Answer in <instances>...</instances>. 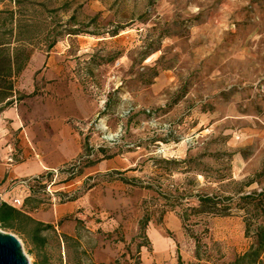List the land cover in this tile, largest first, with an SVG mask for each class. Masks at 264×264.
Wrapping results in <instances>:
<instances>
[{
  "label": "rangeland",
  "instance_id": "rangeland-1",
  "mask_svg": "<svg viewBox=\"0 0 264 264\" xmlns=\"http://www.w3.org/2000/svg\"><path fill=\"white\" fill-rule=\"evenodd\" d=\"M0 19L5 40L29 31L0 110V204L44 226L0 229L30 264H234L255 245L264 0H0ZM69 112L88 113L65 120L82 139L78 176L65 180L75 161L20 174L42 160L37 128ZM102 159L119 168L85 176ZM110 191L124 205L105 212Z\"/></svg>",
  "mask_w": 264,
  "mask_h": 264
},
{
  "label": "trees",
  "instance_id": "trees-1",
  "mask_svg": "<svg viewBox=\"0 0 264 264\" xmlns=\"http://www.w3.org/2000/svg\"><path fill=\"white\" fill-rule=\"evenodd\" d=\"M13 18V17H11ZM11 21V20H9ZM3 21L0 19V25ZM20 32L13 33V29L9 31L8 39L5 40L4 34L0 33V110L1 105L5 103L13 92L12 78L19 74L29 61V53H27L26 44L27 38L23 35H27L29 32L26 26L19 27ZM13 46V44H15ZM201 207L204 210L205 207L213 202L212 198L208 195L200 197ZM213 204V203H212ZM214 209H210L214 213L225 214L228 209L225 207L217 208L216 205H212ZM209 210V209H208ZM206 212V211H205ZM26 221L35 225L37 232H40L43 228V224L35 221L27 213L22 210H18L7 203L0 204V225L3 227H15L16 221ZM148 221V220H147ZM186 221V217L183 218ZM39 235H37L38 237ZM256 243L250 250L239 258L234 264H264L262 259L264 255V225H258L256 227L255 234Z\"/></svg>",
  "mask_w": 264,
  "mask_h": 264
},
{
  "label": "crops",
  "instance_id": "crops-1",
  "mask_svg": "<svg viewBox=\"0 0 264 264\" xmlns=\"http://www.w3.org/2000/svg\"><path fill=\"white\" fill-rule=\"evenodd\" d=\"M88 113L78 114L76 112H69L63 118H53L52 122L46 129L37 128V144L41 159L38 163H31L27 166L20 167L19 172L24 176L39 174L43 170L58 169L61 166L75 161L83 154V144L79 132L66 119L73 117L85 118ZM34 135V134H33ZM35 137V136H34ZM115 160L102 159L94 165L89 166L84 170L85 176H100L104 173L117 170ZM95 192V191H94ZM97 193V190L96 192ZM121 197L116 202L112 196V192H107L100 200L98 206L104 211L112 212L124 205ZM121 203V204H120ZM75 209L72 207L71 211Z\"/></svg>",
  "mask_w": 264,
  "mask_h": 264
},
{
  "label": "water",
  "instance_id": "water-1",
  "mask_svg": "<svg viewBox=\"0 0 264 264\" xmlns=\"http://www.w3.org/2000/svg\"><path fill=\"white\" fill-rule=\"evenodd\" d=\"M0 264H30L18 238L0 229Z\"/></svg>",
  "mask_w": 264,
  "mask_h": 264
},
{
  "label": "built area",
  "instance_id": "built-area-1",
  "mask_svg": "<svg viewBox=\"0 0 264 264\" xmlns=\"http://www.w3.org/2000/svg\"><path fill=\"white\" fill-rule=\"evenodd\" d=\"M81 162H82V160L80 159V160L75 161L74 164L69 165L70 167L66 169V171H67L66 172L67 175L65 177V180L66 181L69 180V179H72L73 180L74 179L73 177L78 176L77 175L78 167L80 166ZM54 173H55V178H57L59 176V174H60V172L57 171V170H55ZM38 180H39V178L38 179H35V181H33V183H32L33 185H31L30 189H33L35 187L34 183L36 181L39 182Z\"/></svg>",
  "mask_w": 264,
  "mask_h": 264
},
{
  "label": "bare ground",
  "instance_id": "bare-ground-1",
  "mask_svg": "<svg viewBox=\"0 0 264 264\" xmlns=\"http://www.w3.org/2000/svg\"><path fill=\"white\" fill-rule=\"evenodd\" d=\"M104 128V127H103ZM109 136V135H108ZM109 138V137H108Z\"/></svg>",
  "mask_w": 264,
  "mask_h": 264
}]
</instances>
